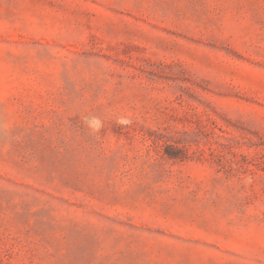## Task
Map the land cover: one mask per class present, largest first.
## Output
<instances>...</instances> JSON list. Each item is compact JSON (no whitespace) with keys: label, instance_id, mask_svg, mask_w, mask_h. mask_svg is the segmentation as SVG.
<instances>
[{"label":"rangeland","instance_id":"374dc122","mask_svg":"<svg viewBox=\"0 0 264 264\" xmlns=\"http://www.w3.org/2000/svg\"><path fill=\"white\" fill-rule=\"evenodd\" d=\"M0 264H264V0H0Z\"/></svg>","mask_w":264,"mask_h":264},{"label":"clouds","instance_id":"9594fccd","mask_svg":"<svg viewBox=\"0 0 264 264\" xmlns=\"http://www.w3.org/2000/svg\"><path fill=\"white\" fill-rule=\"evenodd\" d=\"M93 124H94L95 126H98V122L93 121Z\"/></svg>","mask_w":264,"mask_h":264}]
</instances>
